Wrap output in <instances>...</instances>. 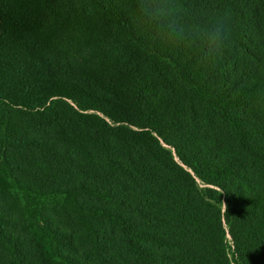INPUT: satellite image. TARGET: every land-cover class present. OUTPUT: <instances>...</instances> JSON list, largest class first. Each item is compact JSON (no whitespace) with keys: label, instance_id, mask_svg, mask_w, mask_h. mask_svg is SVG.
Instances as JSON below:
<instances>
[{"label":"trees","instance_id":"1","mask_svg":"<svg viewBox=\"0 0 264 264\" xmlns=\"http://www.w3.org/2000/svg\"><path fill=\"white\" fill-rule=\"evenodd\" d=\"M135 3L0 0V264H264V0Z\"/></svg>","mask_w":264,"mask_h":264},{"label":"clouds","instance_id":"2","mask_svg":"<svg viewBox=\"0 0 264 264\" xmlns=\"http://www.w3.org/2000/svg\"><path fill=\"white\" fill-rule=\"evenodd\" d=\"M135 14L146 21L156 22L158 29L173 42L198 46L203 62L218 57L232 37V25L226 15H218L208 28L188 29L173 17L169 0H138V3L136 0Z\"/></svg>","mask_w":264,"mask_h":264},{"label":"rangeland","instance_id":"3","mask_svg":"<svg viewBox=\"0 0 264 264\" xmlns=\"http://www.w3.org/2000/svg\"><path fill=\"white\" fill-rule=\"evenodd\" d=\"M198 184H201L200 182H198ZM229 238V237H228ZM230 239V238H229ZM230 241V240H229Z\"/></svg>","mask_w":264,"mask_h":264}]
</instances>
